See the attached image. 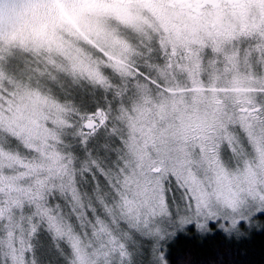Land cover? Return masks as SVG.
I'll return each mask as SVG.
<instances>
[{"label":"snow or ice","instance_id":"obj_1","mask_svg":"<svg viewBox=\"0 0 264 264\" xmlns=\"http://www.w3.org/2000/svg\"><path fill=\"white\" fill-rule=\"evenodd\" d=\"M190 235H264V0H0V264Z\"/></svg>","mask_w":264,"mask_h":264},{"label":"trees","instance_id":"obj_2","mask_svg":"<svg viewBox=\"0 0 264 264\" xmlns=\"http://www.w3.org/2000/svg\"><path fill=\"white\" fill-rule=\"evenodd\" d=\"M170 251L177 264H264V235L239 240L190 235L178 238Z\"/></svg>","mask_w":264,"mask_h":264}]
</instances>
